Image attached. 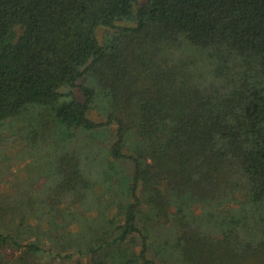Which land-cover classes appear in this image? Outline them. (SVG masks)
Here are the masks:
<instances>
[{
  "label": "trees",
  "instance_id": "trees-1",
  "mask_svg": "<svg viewBox=\"0 0 264 264\" xmlns=\"http://www.w3.org/2000/svg\"><path fill=\"white\" fill-rule=\"evenodd\" d=\"M0 158V264H264V0H0Z\"/></svg>",
  "mask_w": 264,
  "mask_h": 264
},
{
  "label": "rangeland",
  "instance_id": "rangeland-1",
  "mask_svg": "<svg viewBox=\"0 0 264 264\" xmlns=\"http://www.w3.org/2000/svg\"><path fill=\"white\" fill-rule=\"evenodd\" d=\"M139 1V3H143L144 1H146V0H138ZM66 89H68L67 91H69V90H72V92H74L75 93V95H76V93H77V95H79V91L78 90H76L77 88H75V87H71V88H65V90ZM36 106H38V108H41L43 111L44 110H46V106H44V105H36ZM38 112H39V110H37L36 109V114H35V111H33V112H31V113H33V115L31 116L30 115V117H34V116H37L38 115ZM30 113V114H31ZM30 117H28L29 119H30ZM38 117V116H37ZM48 118V117H47ZM96 118L99 120V119H101V117H99V116H96ZM49 119H51V117L49 118ZM31 121H32V119H30ZM48 120V119H47ZM18 122V121H17ZM18 124V123H17ZM115 126V125H114ZM13 129V127L12 126H10L9 128H8V130L9 129ZM97 131L98 132H103L104 134L106 133V134H108V128L106 127V126H101V127H99L98 129H97ZM69 132H71V131H67V132H63V133H56V134H60V135H63L64 137L65 136H67L68 135V133ZM95 132V130H92V131H89L88 132V134H91V133H94ZM4 134H5V136H7V135H9L8 134V131H5L4 132ZM10 134H11V132H10ZM59 135V137H61ZM58 136V135H57ZM100 136V135H99ZM13 137H15V139L13 138ZM12 138V140H11V142H10V145H9V148H8V150H7V152H8V154L9 155H11V156H14V154L16 153V152H18L20 149H21V147L22 146H24V139L23 138H21V136H17V135H15V136H13ZM101 139L102 140H100V142H103V141H106L107 139L105 138V136H102L101 137ZM79 140H80V142H85V140H87V138H85V139H81L80 137H79ZM86 143V142H85ZM57 152H58V148H57V146H54V145H52V146H49V147H47V146H41L40 148H39V150H37V151H35L34 152V155H36L35 157H31L30 159H32V161L34 160V159H36L37 160V164L38 165H40V166H38V171L35 173V171H36V167L34 166V165H32L31 164V167L33 166V175H36V174H41V173H44V172H47L46 174L47 175H49L50 174V171H52L51 170V166L49 165V163L48 162H50L51 160H56V154H57ZM24 155H25V153H24ZM50 156H54V157H52V158H50ZM18 159H19V157H18ZM0 160H1V158H0ZM122 161V160H121ZM119 162V165H118V168H119V171H120V176H118V178H117V180H116V186L117 187H122L123 188V186L125 185L124 184V180H127L129 177H128V175H126V173H129V171H131L132 170V166H129L130 164H129V162L128 161H130V160H127V159H123V161L122 162ZM24 162H27V161H24ZM24 162H22V163H19L20 165H24L25 163ZM131 162V161H130ZM132 163V162H131ZM133 165V164H132ZM19 177L21 178V179H24L25 177H26V170L23 168V169H21L20 171H19ZM9 177H11V176H9Z\"/></svg>",
  "mask_w": 264,
  "mask_h": 264
}]
</instances>
